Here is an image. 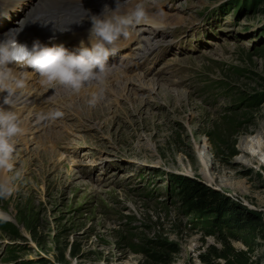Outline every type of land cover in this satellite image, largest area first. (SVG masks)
<instances>
[{
  "label": "rangeland",
  "instance_id": "obj_1",
  "mask_svg": "<svg viewBox=\"0 0 264 264\" xmlns=\"http://www.w3.org/2000/svg\"><path fill=\"white\" fill-rule=\"evenodd\" d=\"M140 2L154 20L179 17L159 20L161 33L132 71L153 80L123 76L120 92L101 90L95 108L86 100L90 120L75 109L73 120L57 118L51 128L62 138L52 148L47 137L36 144L40 132L16 137L14 171L22 175L0 199L15 235L0 230V264H165L144 241L165 245L166 264H203L225 242L247 250L214 224L217 216L183 203L180 180L253 222L249 264H264V166L243 164L249 156L240 147L264 136V14L255 12L264 0H246L235 17L207 12L218 0ZM123 53L132 61L140 47Z\"/></svg>",
  "mask_w": 264,
  "mask_h": 264
},
{
  "label": "clouds",
  "instance_id": "obj_2",
  "mask_svg": "<svg viewBox=\"0 0 264 264\" xmlns=\"http://www.w3.org/2000/svg\"><path fill=\"white\" fill-rule=\"evenodd\" d=\"M104 5V9H108ZM85 16L74 23L80 24ZM89 42L91 47L84 46L83 41L77 52H69L62 46H44L35 41L29 49L20 44L13 34H6L0 41V92H6L3 104L16 107V97L23 95L26 80L18 77L9 64L32 68L40 77V82L53 93L58 88L71 94H79L89 85L102 86L111 74L112 66L107 63L113 55L111 45L121 37L128 38L130 29L149 22L148 13L142 2L135 3L130 9L121 7L120 0H116L115 8H111L109 15H91ZM46 24V23H45ZM60 30H67L66 28ZM93 96L91 105L97 102ZM61 111H51L43 114L41 120L54 121L61 118ZM24 128L19 116L14 110L6 111L0 107V199H8L16 191L15 181L21 178V173L14 171L13 155L15 152V138L23 135ZM13 173V175H8ZM7 216L0 214V221H6Z\"/></svg>",
  "mask_w": 264,
  "mask_h": 264
},
{
  "label": "bare ground",
  "instance_id": "obj_3",
  "mask_svg": "<svg viewBox=\"0 0 264 264\" xmlns=\"http://www.w3.org/2000/svg\"><path fill=\"white\" fill-rule=\"evenodd\" d=\"M1 1H3V0H1ZM12 1H14V0H10L9 3H11ZM121 1H122V3H121L122 8L130 9L132 6L135 5V3L140 2L141 0H121ZM144 6H146V5L144 4ZM152 14H153V16L156 17V15L154 13H151L150 15L148 13V17L151 16ZM0 19H2L1 14H0ZM158 19L159 20L162 19L163 21H166L168 23L169 22L174 23V22H177L179 20V17L178 16H172L171 14H164V15L162 14L161 17ZM146 24H147V26H146ZM157 25L158 26L162 25L161 21L151 20L149 17V22H147L145 24H140V25L136 26L135 28L130 29V36L128 38L121 37L120 39H118L114 43V45H115V47L118 48V50H120L122 47L126 46L131 39H136L138 36H140L141 40L144 41L145 45L149 46V41L151 40V38H153L157 35V29H158ZM73 40L76 41V37H73ZM55 41H57V40H55ZM81 41H83L84 46L91 47L90 42H89V38H82L79 43L76 42L75 45H72V48L69 51L70 52H73V50L78 51ZM115 47L112 49V51H114ZM141 48H142L141 49L142 52L147 50V47H145V46H141ZM118 54H119V51H118ZM118 54L112 57V59L110 61L111 64H113L117 60ZM139 56L140 55H138L135 59H138ZM134 68H132L131 71H133ZM131 71L130 72L125 71L123 69V67L122 68L112 67L111 74L107 78V81L104 85L97 86V85L93 84V85L86 86L84 89L81 90V92L79 94L68 93L62 88H58L56 90V92L53 93L52 89H46V87H43V85L40 84L38 80L34 81L33 77L26 75V78L28 79V81H26V88L23 90L24 94L22 96H23V98H28L30 100V103L24 104L25 101L22 100V101L17 102L16 107L14 109H12V108L11 109L14 110L17 113V115L19 116V119L22 123V127L24 128V130L26 132L28 131V132H30V134L31 133L33 134L34 132L35 133L40 132L37 134L38 135V139L36 140L37 145H43L42 144L43 142L40 143V140L43 139L44 137H47V141L44 144H46V146H48V148H52V146L55 145L56 140H58V138L61 139L62 136L57 131H55L54 129L51 128L52 124L54 123L55 120L51 121V120H41L40 119V117L42 115H38L37 113L40 112V109L42 107L47 105L49 102H60L61 103L60 105L63 104L65 107L69 108L71 113L75 109V112L78 113L82 117V119H84L85 121L90 120L91 119L90 114H92L90 111H93V110L90 108V105L88 104V102L92 99L93 96H97L98 97L97 101H99L100 95H98V93L101 90H103L102 91L103 94L105 93V91H113V90L120 92L119 90L121 89V87L123 85V84L120 85L123 76H125V77L126 76L127 77L134 76V82H137L140 79L138 81V84H139V82L146 80V79H152L153 80V78L151 76L148 77L147 75H145L142 72H136L135 71L134 73H132ZM135 75H138V76H135ZM17 76L20 78H24L21 75H17ZM156 81H158V80H156ZM117 86H118V88H117ZM126 87H128V85H126ZM6 94H7L6 92H0V107L8 108L10 106V105L3 104V97ZM20 96L21 95H18L16 97V99ZM102 98L101 99L103 101L108 102V100L111 97L102 95ZM81 100L85 103L87 111H89L91 109L89 111L90 113L88 112L89 114H85V113L81 112L83 109V106H81L80 103L78 102ZM109 102H110V100H109ZM106 104H108V103H106ZM92 108H95V106H93ZM84 110H85V108H84ZM63 116H64V114H63ZM86 117H88V119H86ZM66 119L73 120V118H70V117H67ZM34 124L37 125L36 130L30 129V126H32ZM68 127L72 129L73 123L64 124L60 127V129L64 130ZM243 141H244V144L240 147L242 148V151L245 152L249 156L245 161H243V164L250 165L253 162H258L261 166L262 165L264 166V136L251 135L250 138L245 137L243 139ZM204 165L206 166V164H204ZM204 171H205L204 172L205 175L208 176V172L206 171V169ZM0 176H2V175H0Z\"/></svg>",
  "mask_w": 264,
  "mask_h": 264
},
{
  "label": "trees",
  "instance_id": "obj_4",
  "mask_svg": "<svg viewBox=\"0 0 264 264\" xmlns=\"http://www.w3.org/2000/svg\"><path fill=\"white\" fill-rule=\"evenodd\" d=\"M246 0H226V2L220 3L222 8H233L239 15L242 3ZM255 12L264 14V2H262ZM180 190L179 197L185 205L189 207L192 212H197L198 216L215 215L216 221L214 224L223 226L229 233V235H238L240 241L246 246L247 250L233 249L227 242L219 248L203 256V264H249V258L247 254L251 250L252 231L254 230V224L251 221H246L240 211L232 206L226 205L225 201L217 197L214 193L208 191L202 185L190 181H179ZM199 213V214H198ZM0 230L6 235H15V227L8 221H0ZM231 230V231H230ZM239 233V234H236ZM143 246L152 259L159 260L162 263H167V260L163 258L164 246L162 243L156 241H144ZM144 248V247H143Z\"/></svg>",
  "mask_w": 264,
  "mask_h": 264
}]
</instances>
